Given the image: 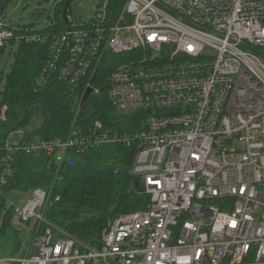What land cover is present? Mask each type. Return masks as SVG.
Masks as SVG:
<instances>
[{"label":"built area","instance_id":"obj_1","mask_svg":"<svg viewBox=\"0 0 264 264\" xmlns=\"http://www.w3.org/2000/svg\"><path fill=\"white\" fill-rule=\"evenodd\" d=\"M111 1L88 23L68 19L58 34L21 40L48 45L39 87L84 90L110 68L109 105L139 113L140 128L112 131L96 119L66 138L27 142L21 133L5 148L135 146L130 173L149 206L117 216L93 245L48 227L30 255L0 264H264V55L254 51L264 52V0H122L116 22ZM15 27L0 19V48ZM45 199L34 189L20 219Z\"/></svg>","mask_w":264,"mask_h":264},{"label":"trees","instance_id":"obj_2","mask_svg":"<svg viewBox=\"0 0 264 264\" xmlns=\"http://www.w3.org/2000/svg\"><path fill=\"white\" fill-rule=\"evenodd\" d=\"M65 1L56 4L51 25L40 29L30 25L15 27L13 37L0 48L1 52L7 45L18 44L0 91V202L10 192L41 188L46 199L40 209L43 219H37L34 225L36 232L42 234L49 227L54 233H61H57L58 237L68 236L93 245L117 216L149 206L142 183L139 181L141 190L135 189L136 177L130 173L136 147L107 144L90 147L83 153L65 150L59 152L56 163L51 161L58 152L26 153L21 148L9 152L5 148L8 136L21 130L35 114L42 118V123L34 133L24 132L23 140L27 142L66 138L72 130L84 131L96 119L112 131L132 132L140 128L139 113L123 116L110 107L105 82L110 68L99 67L92 75L90 84L97 91L83 104L82 88L71 91L56 80L45 87L37 86L48 45L25 42L21 35L58 34L66 25L62 16ZM111 4L110 22H116L122 0H112ZM75 95L80 98L76 106ZM5 166L9 172L3 175Z\"/></svg>","mask_w":264,"mask_h":264},{"label":"rangeland","instance_id":"obj_3","mask_svg":"<svg viewBox=\"0 0 264 264\" xmlns=\"http://www.w3.org/2000/svg\"><path fill=\"white\" fill-rule=\"evenodd\" d=\"M61 0H10L0 15V19L10 26H31L40 29L51 25L56 4ZM101 0H72L69 5L68 17L70 20H78L88 23L96 14V9ZM32 29V28H31ZM18 44L7 45L0 52V91L4 85L5 75L9 66L13 63ZM2 78V79H1ZM1 97V93H0ZM77 98V99H76ZM80 98L75 95L74 106L78 105ZM42 123V118L35 114L28 123L8 136L11 144H17L22 140L21 133L36 131ZM60 153H57L53 162H58ZM34 189L30 190L31 192ZM30 191H13L0 202V256L23 255L32 253L34 240L38 234L34 228L35 222L42 220L40 209L28 221L20 219V211L23 205L30 199ZM60 232H56L58 234Z\"/></svg>","mask_w":264,"mask_h":264},{"label":"water","instance_id":"obj_4","mask_svg":"<svg viewBox=\"0 0 264 264\" xmlns=\"http://www.w3.org/2000/svg\"><path fill=\"white\" fill-rule=\"evenodd\" d=\"M10 0H0V15L2 13V10H4L5 6L7 5V3L9 2ZM71 0H66L65 1V5H64V10H63V19L64 21L67 23V20H68V17H67V9H68V4L70 3ZM246 47V46H245ZM246 48H249V47H246ZM251 49V48H249ZM254 50V49H252ZM255 52H258L260 54H263L264 55V52H259V51H256L254 50ZM96 88L92 85H87L86 88L84 89L83 91V94H82V97H81V104H83L87 99H89V97L94 94L96 92ZM134 187L135 189H138V190H141L140 187H139V182L137 179L134 180Z\"/></svg>","mask_w":264,"mask_h":264}]
</instances>
